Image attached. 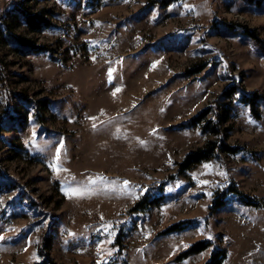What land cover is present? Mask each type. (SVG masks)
Instances as JSON below:
<instances>
[{"label": "rangeland", "instance_id": "rangeland-1", "mask_svg": "<svg viewBox=\"0 0 264 264\" xmlns=\"http://www.w3.org/2000/svg\"><path fill=\"white\" fill-rule=\"evenodd\" d=\"M17 1L0 0V264H202L211 247L176 260L200 239L264 264V0ZM230 185L257 204L212 212Z\"/></svg>", "mask_w": 264, "mask_h": 264}, {"label": "trees", "instance_id": "trees-1", "mask_svg": "<svg viewBox=\"0 0 264 264\" xmlns=\"http://www.w3.org/2000/svg\"><path fill=\"white\" fill-rule=\"evenodd\" d=\"M21 1H27V0H18L17 3L15 4V6L19 10L23 11L24 8L21 7V5H20ZM24 17L32 29H38L46 22V19H44L42 17H37L35 15H31V14H27V13L24 14ZM241 30L244 31L245 33H247L256 42H260V39H259L258 35L255 33L254 29L245 27ZM200 69H201V67L197 68V71H200ZM228 89L233 90V89H235V87H234V85H231V86H229ZM258 99H261V96L259 94H256V93H250V92L242 91V93L240 95V100L247 103L250 106L252 113L255 115H257L256 114L257 112L255 110V104L257 103ZM204 112H201L199 115L192 117L191 119H189L188 122L189 123H196L197 121L201 120V116L205 114ZM215 131H217L218 133L220 132L219 128L217 126L215 127ZM220 139L221 140H220L219 147L220 148L226 147L229 149L228 145L224 142L223 136H221ZM214 145H215V142L210 141L207 143V146L205 148H200L197 151H190L189 153L186 154V156L184 158V162H182V165H185L188 167L190 164L197 163V162H200L202 160L208 159L211 155V152L214 148ZM231 194L236 195L238 199H240V200H242L248 204H255V205L257 204L255 198L252 197L251 195H249L247 192L239 189L236 185H230L227 188L220 191L217 195L214 196V198L212 199V203L209 206V209L212 212H214L217 209L224 206L226 204V202L228 201V198ZM145 198L146 197H144L143 200L139 201L134 206L133 209L145 211L146 207H147V205L144 204ZM196 222H197L196 218H184V219H181V220L176 221L174 223H171L170 225L165 227L163 230H161L159 232V234L179 232V231H182V230L194 225ZM210 247H211L210 255L202 264H223V262L227 256L226 249L221 248V247L216 246V245H213L212 240H209V239H200V240L195 241L189 247H187V249L182 251L176 257V260L184 259V258H186L192 254L202 252V251H204ZM48 248H49L48 237L45 236L43 238V242H42V246L40 248V251L45 257H47L49 259V252L47 250ZM51 264H57V263L55 261L51 260Z\"/></svg>", "mask_w": 264, "mask_h": 264}, {"label": "snow or ice", "instance_id": "snow-or-ice-1", "mask_svg": "<svg viewBox=\"0 0 264 264\" xmlns=\"http://www.w3.org/2000/svg\"><path fill=\"white\" fill-rule=\"evenodd\" d=\"M112 71H114V70H110V73H109L110 76L112 75ZM116 91L119 92L120 89L117 88ZM94 127H95V125H94ZM56 159L59 160V153H57V157H56ZM220 174H221V175H226V173H223V172H221ZM124 183H125V185H127L129 182L125 181ZM204 183H207V181H204ZM208 195L210 196L211 193H208ZM103 230H104L105 232H108V231H109V228H108V227H105ZM209 238L211 239V237H209ZM0 239H3V238L0 237Z\"/></svg>", "mask_w": 264, "mask_h": 264}]
</instances>
